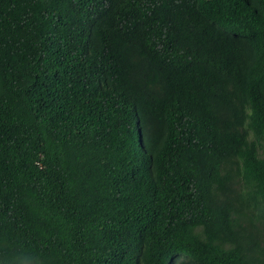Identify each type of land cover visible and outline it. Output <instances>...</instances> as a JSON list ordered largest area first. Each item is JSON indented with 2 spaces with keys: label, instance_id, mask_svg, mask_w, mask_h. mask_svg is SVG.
<instances>
[{
  "label": "trees",
  "instance_id": "obj_1",
  "mask_svg": "<svg viewBox=\"0 0 264 264\" xmlns=\"http://www.w3.org/2000/svg\"><path fill=\"white\" fill-rule=\"evenodd\" d=\"M0 264H264V0H0Z\"/></svg>",
  "mask_w": 264,
  "mask_h": 264
}]
</instances>
